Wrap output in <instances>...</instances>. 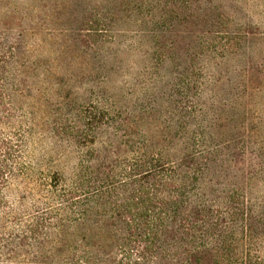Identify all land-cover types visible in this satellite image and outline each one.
Wrapping results in <instances>:
<instances>
[{"label":"trees","instance_id":"obj_1","mask_svg":"<svg viewBox=\"0 0 264 264\" xmlns=\"http://www.w3.org/2000/svg\"><path fill=\"white\" fill-rule=\"evenodd\" d=\"M237 1L0 0V264H264V22ZM134 36L157 39L155 69L174 51V120L144 130L93 91L54 129L77 167L9 202L35 176L24 120L53 76L43 52L116 74Z\"/></svg>","mask_w":264,"mask_h":264},{"label":"rangeland","instance_id":"obj_2","mask_svg":"<svg viewBox=\"0 0 264 264\" xmlns=\"http://www.w3.org/2000/svg\"><path fill=\"white\" fill-rule=\"evenodd\" d=\"M237 7L246 9L257 21L264 22V0H238ZM166 28L168 26L160 27L159 32ZM168 29L165 30L167 36L171 35ZM156 45L157 39L149 37L142 40L138 36L119 38L114 49L121 47L120 59L124 72L116 74L95 72L93 69L96 66L89 63L87 66L83 64L85 68H90L85 72L79 65L72 64L76 63L75 60L58 59L56 55L43 52L44 58L53 67V76L46 83L35 85L44 93L41 96L33 91L35 100L27 102L26 107L27 113L33 115H27L24 120V126L32 128L33 132L27 142L23 161L32 167L35 176L29 182L17 181L6 189L4 195L9 202L16 204L24 196L26 200L23 203L31 206V198L39 197V175L49 176L53 172L69 174L77 167L75 150L63 144L62 138L54 135V129L58 127L56 124L65 126L67 119L82 111L94 99L93 91H101L119 108L143 116L141 124L144 130L165 126L169 118L174 120V51L169 53L171 61L155 69L153 55ZM72 56L80 57L76 53H72ZM78 59L80 62L81 57ZM81 71L92 74L81 78ZM102 76L107 77L103 84L100 83ZM143 108L148 109L146 114L141 113ZM151 108L153 110L150 111Z\"/></svg>","mask_w":264,"mask_h":264}]
</instances>
